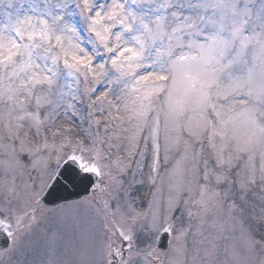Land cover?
Wrapping results in <instances>:
<instances>
[{"label": "snow or ice", "instance_id": "6c2138e0", "mask_svg": "<svg viewBox=\"0 0 264 264\" xmlns=\"http://www.w3.org/2000/svg\"><path fill=\"white\" fill-rule=\"evenodd\" d=\"M0 239L264 264V0H0Z\"/></svg>", "mask_w": 264, "mask_h": 264}]
</instances>
